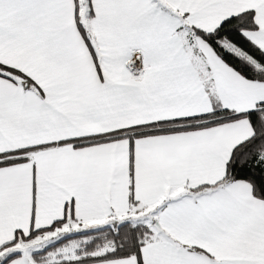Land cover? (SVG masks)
<instances>
[{
  "label": "snow or ice",
  "instance_id": "6c2138e0",
  "mask_svg": "<svg viewBox=\"0 0 264 264\" xmlns=\"http://www.w3.org/2000/svg\"><path fill=\"white\" fill-rule=\"evenodd\" d=\"M0 264H264V0H0Z\"/></svg>",
  "mask_w": 264,
  "mask_h": 264
}]
</instances>
